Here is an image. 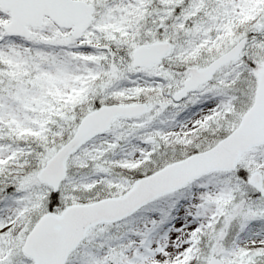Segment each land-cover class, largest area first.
<instances>
[{"label":"snow or ice","instance_id":"snow-or-ice-1","mask_svg":"<svg viewBox=\"0 0 264 264\" xmlns=\"http://www.w3.org/2000/svg\"><path fill=\"white\" fill-rule=\"evenodd\" d=\"M0 264H264V0H0Z\"/></svg>","mask_w":264,"mask_h":264}]
</instances>
